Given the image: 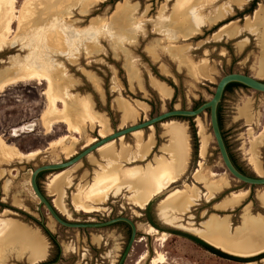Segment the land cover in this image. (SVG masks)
<instances>
[{
  "label": "rangeland",
  "instance_id": "374dc122",
  "mask_svg": "<svg viewBox=\"0 0 264 264\" xmlns=\"http://www.w3.org/2000/svg\"><path fill=\"white\" fill-rule=\"evenodd\" d=\"M25 1L18 0L17 11L22 9ZM40 1L43 4L39 5ZM181 1L103 0L102 3H91L88 8L92 12L84 15L80 4L70 5L69 11L59 12L55 3L47 5L45 0H33V5L37 7V17L26 23L21 31L18 30V22L13 21V34L0 47V82L34 67L45 72V69L55 68L54 64H57L61 71L59 75L70 85L65 97L88 99L93 105V111L107 120L112 133L173 108H196L212 97L218 79L227 73H244L264 81V75L259 73L260 61L264 56L262 26L259 22H250L255 11L259 8L257 12L264 11V0H258L251 11L249 9L254 0H248L241 8L233 0H214L207 4L199 0L192 3L191 8L194 7V10L188 16L202 21L196 34L186 32L191 19H187L183 13H189L191 9L180 10L178 5ZM120 2L129 10L137 9L136 21L140 22L137 25L143 28L132 36L119 28H113L119 23L121 11L117 7ZM45 4L46 7L41 8ZM55 20L56 26L51 23ZM160 23L169 28L170 34L158 30L157 25ZM227 23H230L231 31L222 30L214 34ZM95 24L103 25L104 34L99 39H96L95 33H91ZM68 26L73 29L70 31ZM115 34L121 37V44L112 38ZM68 41L82 46L77 45L72 49L69 44L66 45ZM86 41L88 43L83 45ZM54 42L60 45L59 48ZM90 46L96 50L88 53L85 49ZM77 48L82 50L79 55H76ZM154 52L159 55L158 58L153 57ZM203 64L208 68L210 66V79L198 77L193 70V65H199L201 69ZM155 80L170 89L171 94L167 98L158 94L153 86ZM95 82L99 84L100 91L96 89ZM48 85L46 80H31L10 85L0 91V139L16 146L24 154L41 151L34 157L10 163L1 162L0 217L19 221L32 232L41 233L47 245V255L43 260L46 264L52 263L50 260L56 255L55 243L60 247L56 264H117L130 236L128 226L115 223L103 228H66L49 217L31 189L30 176L34 168L64 162L87 146L85 143L88 137L95 140L100 138L97 122L93 124L90 121L84 123L83 134L70 132L63 123H56L47 132L44 122L50 118L46 115L50 106L46 93ZM119 100L128 102L136 114L139 111L135 121L123 120ZM57 105L63 108L61 102ZM243 109L245 112H242ZM168 122L178 123L185 129L189 146L188 165L177 180L180 184L175 189L193 187L200 194L188 210H175L174 224L167 223L159 213V203L165 192L152 199L144 208H139L132 204L136 192L135 186L129 183L124 184L120 191L112 192L101 205L98 204L99 211H77L74 197L108 165L107 160L95 151L92 153L95 162L86 157L63 170L68 176L59 185L63 212L55 206L54 200L58 194L50 188L51 177L62 171L43 172L38 178L41 190L62 217L70 222L99 223L119 216L133 220L137 227L136 241L123 264H151L152 258L159 253L166 257L165 264H263V258L228 254L251 260L247 262L220 257L185 236L195 234L191 229L205 230L214 216L226 218L231 231L242 225L248 212L251 216L264 218V207L258 199L264 186L245 184L226 170L212 134L208 111L196 117L171 118L141 130L143 141L149 135L154 138L150 153L141 160L115 162L116 167L120 170L132 167L146 169L157 165L159 160L171 161L169 145L172 144V135L164 126ZM221 126L236 165L245 174L258 176L250 163L254 156L262 171L259 176L264 177V93L241 86L226 91L221 101ZM132 134L122 140L126 148L131 146L127 148L130 151L136 148V139ZM66 135L77 138L76 152L70 157L66 156L61 146L52 144ZM203 138L207 145L204 157L200 155ZM115 141L119 144V139ZM201 178H208L211 182L224 179L227 186L210 195ZM241 191L247 192V197L240 205L224 208L220 204L231 193ZM167 205L170 207V204ZM246 206L249 207L248 211L245 210ZM147 209L163 228L149 224L145 214ZM5 210L10 212L4 213ZM151 227L158 232L151 231ZM162 232L167 233L165 242L160 236ZM142 256L145 258L140 261ZM27 258L28 254L21 260L12 257L7 264H29Z\"/></svg>",
  "mask_w": 264,
  "mask_h": 264
},
{
  "label": "bare ground",
  "instance_id": "6f19581e",
  "mask_svg": "<svg viewBox=\"0 0 264 264\" xmlns=\"http://www.w3.org/2000/svg\"><path fill=\"white\" fill-rule=\"evenodd\" d=\"M200 1H202L201 3L204 2V4H207L214 0ZM233 1L240 8L246 5V3L248 2V0ZM17 2L18 0H0V47L6 40H8L9 36L13 34V21L18 22L17 27L18 30L21 31L26 25V23H30L35 17H37V7L33 5V0H26L22 6V9H20L19 11H17L16 7ZM45 2L47 3V5L50 3H55L56 10H58L59 12H63L65 10L69 11L70 5L74 6L80 4V10L82 14L87 15L91 11L88 8L91 3H102L103 0H45ZM197 2H199V0H182L178 5L180 10H185L187 8L191 9L189 10V13H183L184 15L186 14L185 17H187V19H191L190 25L186 29V32H188V34L198 33L199 24L202 23V21L199 20L197 17L190 18V16H188L194 8H191L192 3L195 4ZM38 4H43V2L40 1ZM42 7L45 8L46 4L44 6L42 5L41 8ZM117 10L121 11V15L119 18L118 25L113 26V28H119L128 36H132V34H135L138 29L143 28L137 25V22L139 21H136V8L129 10L128 8L124 7L122 2H120L117 7ZM257 11H255L256 13L254 17L250 19V22H259L260 26H262V28H259L262 29L261 44L264 48V11ZM221 12H223L222 9ZM258 13H260L259 15L261 17H259ZM51 23L52 25H57L56 20ZM162 24L160 23V25H157L158 30L162 31L167 35L170 34L168 30L169 28ZM229 24L230 23L222 25L214 34H217L222 30L231 31L232 29L230 28ZM95 26V28L92 27L91 33H95L96 39H99L101 35L104 34L103 25L98 26L95 24ZM64 28L67 29V27ZM68 28L70 29V31L73 29L72 26H68ZM112 38L117 44H121L122 41L119 35L117 36V34H115V36H113ZM72 42L70 44V42L68 41L66 45L69 44V47L72 49H75V46L77 45L80 47L82 46V44L79 45V43ZM86 43L88 42L86 41L85 43H83V45H85ZM55 44L57 47L60 46L57 42ZM85 50H87L88 53H91L96 49L95 47L90 46L86 47ZM76 52V55L82 53L81 48H77ZM171 52L173 54L175 53L173 49H171ZM174 56H177L178 58L177 54H174ZM153 57L158 58L159 55L154 52ZM75 60L76 59H74V61ZM207 61L208 60H206V62ZM202 62L204 63V60ZM54 66L55 68L45 69V72H41L40 70L34 69V67L33 69L25 70L19 75L16 74L17 76H14L9 80L5 79V81L0 82V91L4 90L10 85L17 84L19 82L31 80H38L41 82L43 80H46L49 83L46 93L50 101V106L46 111V115H49L50 118L48 120L46 119L47 121L44 122L46 124L47 132H50L52 127L56 123H63L67 126L70 132L83 134L84 123L86 121H90L93 124L94 122H97V126L99 127L98 133L100 137H105L111 134L107 120L102 116H98L93 111V105L88 99H79L77 96L65 97L64 94H67L70 85L67 81L64 80V78H61V76L59 75L61 71L57 68L58 65L54 64ZM192 67L198 77L209 78L208 76H210V66L208 68L205 64H203L201 69L199 65H193ZM259 73L261 75H264V56L260 61ZM94 85L97 90H101L97 82H95ZM153 86L157 90L158 94H160L163 98H167L171 94L170 89L167 87V85L159 81H153ZM58 102H61L63 104V108L58 107ZM118 103L123 109V120L127 122L135 121L136 115H138L139 111L136 114V112L134 111L135 109L132 108V106L128 102L119 100ZM142 109L145 108L143 107ZM242 112H245V110L243 109ZM91 126L93 127V125ZM164 126H166V128L168 129L169 134L171 133L170 135H172V144L169 145V152L171 155V161L169 162L165 160H159L157 162V165L148 167L146 169L132 167L120 170L121 168L118 169L116 167L115 162H129L133 160H141L150 153L155 143L154 138L152 135H149V137H147V139L143 141V132L141 130L134 131L133 134L131 133L133 135V138L136 139V148L132 151L127 149L130 145L126 148V145L123 142V136L118 138L120 144L119 148V144H117V141L111 140L96 149L95 152H97L102 158H105L107 160L108 165H106V167H104V169L96 175L90 185L83 188L82 191L74 197L73 202L77 211L85 213H93L99 211L100 208L98 204L101 205L102 202H104L112 192L120 191L121 187L126 183H129L132 187L135 186L136 194L132 198V204L139 208H144L146 205L149 204L152 199L161 195L166 190H168L169 187L172 186V184L176 183L177 180L180 179L182 174L185 172L189 161V146L187 142V135L185 129L178 125V123L176 124L175 122H168L167 124H164ZM94 141L95 139L93 137H88L85 144L89 145ZM76 143L77 138L73 135L62 136L52 142V144L54 145L61 146L62 151L66 154L67 157H70L75 154ZM206 146V139L203 138L200 154L202 157L205 156L204 154L206 152ZM253 147H255V143H253ZM40 152L41 151L38 150L24 154L16 146L9 145L0 139V164L1 162L10 163L17 159L27 158L31 156L34 157ZM87 157H90L91 160L94 162L96 161L92 153L89 154ZM250 160L254 171L258 175H262L261 168L256 162L254 156L251 157ZM67 179V173L62 171L54 174L51 177L50 182L51 191H55L58 194V197L54 200V204L61 212H63L64 210L60 203L61 190L59 188V185L61 182L66 181ZM200 180L203 181L204 186L207 189L208 194L210 195H214L215 193L223 190L227 186V182L224 179L222 181L216 182H211L210 180H208V178H201ZM199 195L200 194H198V192L193 187H184V189H175L174 191L169 192L167 196H165L159 203V213L161 217L167 223L174 224L173 216H175V210H188L192 202H194V199L199 197ZM246 197L247 192L245 191L233 192L229 196L225 197L220 204L224 208H230L235 205H240ZM258 199L264 207V191H262V193H259ZM167 204H170V207H168ZM248 209L249 207L246 206L245 210L248 211ZM7 212L9 213L10 211H4V213ZM49 225H51V223H49ZM150 229L151 231L158 232L153 227H151ZM191 230L198 237L205 240L209 244L234 256L254 257L264 252V218L251 216L249 212L244 216L242 225L235 231H231L232 229L230 228V223L226 218L219 219V217L215 216L212 217L211 220L208 222L205 230ZM40 234L38 232H32L24 223L15 221L10 218L0 217V264H7V262L12 257L21 260L25 258L27 254V262H29V264H40L41 262H45L43 260L47 255V245L46 241L41 237ZM160 236H162V241L165 242L167 239V233L162 232ZM14 251L15 254L13 253ZM27 251L28 253L26 254ZM144 258L145 256H142L140 261H142ZM261 261L264 264V258ZM165 263L166 257L161 253H159L151 260V264Z\"/></svg>",
  "mask_w": 264,
  "mask_h": 264
},
{
  "label": "water",
  "instance_id": "95a60500",
  "mask_svg": "<svg viewBox=\"0 0 264 264\" xmlns=\"http://www.w3.org/2000/svg\"><path fill=\"white\" fill-rule=\"evenodd\" d=\"M230 83H238L246 88L253 89L258 92L264 93V81L261 79H257L256 77H253L248 74L244 73H238V72H232L227 73L223 76H221L215 86L214 93L212 97L197 106L194 109H182V108H173L167 111H163L160 114H157L156 116L152 118H148L146 120H143L139 123H135L132 125H129L127 127L118 129L113 131L111 134L105 137L96 138L94 142L91 144L85 146L80 152L72 156L70 159L65 160L64 162H58V163H48L40 165L31 172L30 176V186L34 193V195L37 197L39 204L48 212L49 217L57 224L64 226L66 228H73V229H83V228H103L107 226H111L118 222H124L130 227V238L127 243V246L121 255L120 259L118 260L117 264H123L126 257L128 256L129 252L132 249V246L134 242L136 241L137 236V227L133 220H131L128 217L125 216H119L115 218H111L109 220L99 222V223H78V222H70L67 219H64L62 215L59 213V211L55 208V206L52 204V202L49 201L48 197L43 193L39 186L38 182V176L42 172H53V171H63L83 159H85L89 154L93 153L103 144L107 143L111 140H116L120 138L121 136L125 137L126 135H129L137 130H143L145 128H150L154 126L155 124L162 123L165 120L171 119V118H188V117H196L206 111L209 112V119H210V125L212 134L214 136L220 157L222 159V162L226 168V170L237 180L251 185V186H264V177L262 176H253V175H247L243 172H241L233 163L230 152L228 150V147L226 145L225 139L222 134V130L220 128L219 119H218V106L222 101L226 86ZM180 183H175L171 187H169L168 190L165 191L164 197L167 193H169L171 190L177 188ZM43 223V221H42ZM166 225V224H165ZM168 226V225H167ZM196 236L195 234H193ZM197 238L201 239L200 237L196 236ZM211 247L220 250L216 248L215 246L209 244L205 240L201 239ZM223 253H226L222 250H220ZM229 254V253H226ZM232 255V254H230ZM264 252L262 254L254 256V258H263ZM40 264H45V262H41ZM56 264V263H55Z\"/></svg>",
  "mask_w": 264,
  "mask_h": 264
},
{
  "label": "trees",
  "instance_id": "16d2710c",
  "mask_svg": "<svg viewBox=\"0 0 264 264\" xmlns=\"http://www.w3.org/2000/svg\"><path fill=\"white\" fill-rule=\"evenodd\" d=\"M257 2H258V0H254V1L252 2V4H251V8L249 9V11H251L253 8H255ZM234 86L245 87V86H243V85H241V84H238V83H230V84H228V85L226 86L225 92L228 91L230 88H232V87H234ZM245 88H246V87H245ZM225 92H224V93H225ZM197 106H198V105H197ZM197 106H196V107H197ZM218 119H219L220 128H221V130H222V126H221V103H220L219 106H218ZM222 134H223V132H222ZM223 137H224V135H223ZM224 139H225V137H224ZM225 142H226V140H225ZM226 145H227V143H226ZM227 147H228V145H227ZM228 150H229V149H228ZM230 156H231V154H230ZM231 159H232L233 163L235 164V166H236L241 172H243V171H242V170L236 165V163H235V161L233 160V157H232V156H231ZM42 173H43V172H42ZM42 173L39 174L38 178L40 177V175H41ZM243 173H244V172H243ZM118 223H122V224L128 226V225H127L126 223H124V222H118ZM128 227H129V226H128ZM49 235L53 238V236H52L50 233H49ZM185 236H186L187 238H189L190 240H192L193 242L197 243L198 245L202 246L204 249H206V250H208V251H210V252H212V253H214V254L220 256V257L228 258V259H236L237 261H247V262H248V261H251V260H246V259L244 260L243 258H235V257H233V256H230V255H228V254H225V253H223V252H221V251H219V250H217V249L211 247L210 245H208L207 243H205V242L202 241L201 239L197 238L196 236H193V235H190V234H185ZM56 246H57L58 254H59V253H60V247H59V244L56 243ZM262 257H263V256H262ZM263 258H264V257H263ZM256 259H257V258H256ZM49 264H53V263H49Z\"/></svg>",
  "mask_w": 264,
  "mask_h": 264
},
{
  "label": "flooded vegetation",
  "instance_id": "af4514ba",
  "mask_svg": "<svg viewBox=\"0 0 264 264\" xmlns=\"http://www.w3.org/2000/svg\"><path fill=\"white\" fill-rule=\"evenodd\" d=\"M145 214H146V219H147V221L149 222V224H152L153 226H156V227H158V228H163V226H161V225H159L157 222H156V220L154 219V218H152L151 216H150V210L149 209H147V211L145 212ZM160 219V218H159ZM161 220V219H160ZM129 229H130V227H129ZM165 229H167V228H165ZM130 234H131V231H130ZM129 238H130V236H129ZM129 238H128V241H129ZM128 241H127V243H128ZM127 243H126V245H125V248H126V246H127ZM56 244V243H55ZM57 247V246H56ZM125 248H124V250H125ZM124 250H123V252H124ZM123 252H122V254H123ZM121 254V255H122ZM53 264H55L56 262H58L59 261V254H58V249H57V251H56V255H55V257L52 259V260H50ZM46 264V263H45Z\"/></svg>",
  "mask_w": 264,
  "mask_h": 264
}]
</instances>
